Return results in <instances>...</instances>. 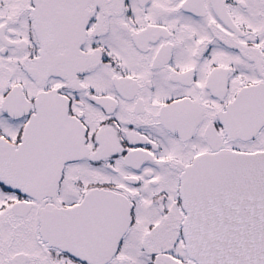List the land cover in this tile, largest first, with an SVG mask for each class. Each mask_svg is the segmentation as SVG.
Here are the masks:
<instances>
[{"label": "snow or ice", "instance_id": "snow-or-ice-1", "mask_svg": "<svg viewBox=\"0 0 264 264\" xmlns=\"http://www.w3.org/2000/svg\"><path fill=\"white\" fill-rule=\"evenodd\" d=\"M0 264H264V0H0Z\"/></svg>", "mask_w": 264, "mask_h": 264}]
</instances>
